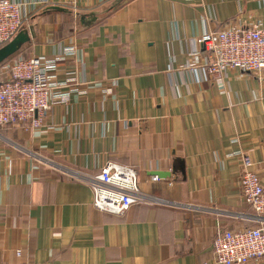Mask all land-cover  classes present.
Returning a JSON list of instances; mask_svg holds the SVG:
<instances>
[{
  "label": "crops",
  "instance_id": "1",
  "mask_svg": "<svg viewBox=\"0 0 264 264\" xmlns=\"http://www.w3.org/2000/svg\"><path fill=\"white\" fill-rule=\"evenodd\" d=\"M15 1L38 26L11 58L74 47L57 80L78 92L39 127L0 126V264H215L218 231L255 224L237 153L264 184V69L207 78L195 40L263 20L264 0ZM108 161L151 200L94 207L84 178Z\"/></svg>",
  "mask_w": 264,
  "mask_h": 264
},
{
  "label": "built area",
  "instance_id": "2",
  "mask_svg": "<svg viewBox=\"0 0 264 264\" xmlns=\"http://www.w3.org/2000/svg\"><path fill=\"white\" fill-rule=\"evenodd\" d=\"M29 16L15 0H0V44L9 40ZM194 59L203 58L207 78L218 79L228 68L256 74L264 69V19L248 26L226 25L195 40ZM198 45L202 49L198 48ZM51 59L10 58L0 65V126L39 127L54 103H67L78 87L57 80L58 64L74 47ZM71 85V86H70ZM69 87V88H68ZM113 86L106 89L112 93ZM243 201L254 211L255 224L221 229L213 241L215 264H246L264 257V184L256 163L239 152ZM93 188L94 207L122 215L135 204L151 200L141 188L135 167L108 161L84 178ZM155 181L162 178L153 176Z\"/></svg>",
  "mask_w": 264,
  "mask_h": 264
},
{
  "label": "water",
  "instance_id": "3",
  "mask_svg": "<svg viewBox=\"0 0 264 264\" xmlns=\"http://www.w3.org/2000/svg\"><path fill=\"white\" fill-rule=\"evenodd\" d=\"M49 9L63 12L69 11L60 5H52ZM94 19L95 17H92L91 20ZM81 21L89 23V21H85V16H81ZM37 26V23H24L9 40L0 44V65L34 42L33 39L37 35Z\"/></svg>",
  "mask_w": 264,
  "mask_h": 264
},
{
  "label": "rangeland",
  "instance_id": "4",
  "mask_svg": "<svg viewBox=\"0 0 264 264\" xmlns=\"http://www.w3.org/2000/svg\"><path fill=\"white\" fill-rule=\"evenodd\" d=\"M13 57V56H12ZM251 211V210H250ZM251 222L253 221V220H250Z\"/></svg>",
  "mask_w": 264,
  "mask_h": 264
},
{
  "label": "trees",
  "instance_id": "5",
  "mask_svg": "<svg viewBox=\"0 0 264 264\" xmlns=\"http://www.w3.org/2000/svg\"><path fill=\"white\" fill-rule=\"evenodd\" d=\"M19 52H20V51H19ZM19 52H18V53H19Z\"/></svg>",
  "mask_w": 264,
  "mask_h": 264
}]
</instances>
